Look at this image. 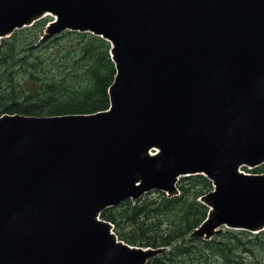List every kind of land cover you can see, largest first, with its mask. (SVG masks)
<instances>
[{
  "label": "water",
  "instance_id": "95a60500",
  "mask_svg": "<svg viewBox=\"0 0 264 264\" xmlns=\"http://www.w3.org/2000/svg\"><path fill=\"white\" fill-rule=\"evenodd\" d=\"M157 3L0 0V37L50 13L56 21L42 40L64 30L102 36L117 68L108 112L0 117V264H89L97 232L83 218L95 180L113 132L127 148L139 106L145 114L137 118L126 187L176 193L178 175L203 173L215 186L202 198L212 211L194 235L207 239L222 224L264 228V175L239 172L264 162V0H189L191 25L177 36L185 41L151 78L157 56L139 74L135 68ZM149 145L160 149L156 156L147 155ZM117 172L107 179L115 182ZM148 257L104 239L93 261L144 264Z\"/></svg>",
  "mask_w": 264,
  "mask_h": 264
},
{
  "label": "trees",
  "instance_id": "16d2710c",
  "mask_svg": "<svg viewBox=\"0 0 264 264\" xmlns=\"http://www.w3.org/2000/svg\"><path fill=\"white\" fill-rule=\"evenodd\" d=\"M44 22L0 42V115L89 114L108 107L114 76L107 42L87 33L64 32L39 42ZM209 188L201 176L182 179L180 197L162 194L124 204L121 236L139 246H171L148 264H264V232H225L209 242L186 243L205 217L196 198Z\"/></svg>",
  "mask_w": 264,
  "mask_h": 264
},
{
  "label": "rangeland",
  "instance_id": "374dc122",
  "mask_svg": "<svg viewBox=\"0 0 264 264\" xmlns=\"http://www.w3.org/2000/svg\"><path fill=\"white\" fill-rule=\"evenodd\" d=\"M46 19H47V20H46ZM42 20H46V21H48V20H49V17H45V18H44V19H42ZM42 20H41V21H42Z\"/></svg>",
  "mask_w": 264,
  "mask_h": 264
}]
</instances>
